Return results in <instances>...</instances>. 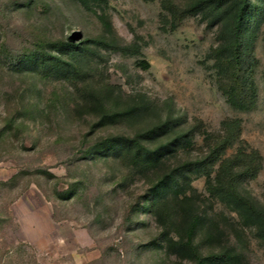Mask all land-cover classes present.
<instances>
[{"label":"rangeland","instance_id":"1","mask_svg":"<svg viewBox=\"0 0 264 264\" xmlns=\"http://www.w3.org/2000/svg\"><path fill=\"white\" fill-rule=\"evenodd\" d=\"M162 14L160 0H107L92 10L76 0H0V264H197L167 249L169 237L185 234L180 203L169 193L157 209L153 189L172 168L201 159L206 168L189 177L205 223L193 235L199 256L232 247L247 264H264L253 230L205 184V171L214 176L224 158L251 152L257 172L239 189L264 204V23L248 40L255 104L238 110L207 56L216 28L189 16L171 30ZM107 88L121 104L144 97L154 112L99 125L91 92ZM168 101L190 143L162 165L142 169L126 153L99 149L152 126ZM229 119L240 121L238 139L211 164L208 144Z\"/></svg>","mask_w":264,"mask_h":264},{"label":"trees","instance_id":"2","mask_svg":"<svg viewBox=\"0 0 264 264\" xmlns=\"http://www.w3.org/2000/svg\"><path fill=\"white\" fill-rule=\"evenodd\" d=\"M76 1L87 10L107 2V0ZM160 6L163 11L162 19L171 30L181 26L189 16H198L206 26L216 28L217 43L210 47L207 56L213 61L217 88L233 108L251 109L255 104L256 91L248 40L264 23V0H193L185 5H179L174 0H160ZM99 18L107 28L108 23L103 15H99ZM99 43L124 53L137 52L133 50L132 45H119L106 40ZM72 45L76 46L74 43ZM141 63L144 68L148 67L146 61ZM70 65L75 68L73 63ZM99 90L91 92L95 106L101 111L97 120L99 125L117 121L131 123L134 120L147 118L154 112L153 104L144 97H132L126 104H121L120 99L114 94V88ZM112 95L114 100L110 104L107 99ZM120 105L122 107H119ZM166 106V112L157 116L152 126L139 130L134 136L112 137L105 140L99 149L105 150L106 153L110 151L117 154L126 153L131 163L142 169L159 167L177 148L190 143V132L184 129L173 112L172 102H166ZM239 127L238 119H229L223 123L222 134L208 144L209 163L212 164L214 157L220 156L228 146L237 141ZM157 142L158 144L155 145L154 143ZM254 162V155L251 152L239 150L221 161L219 171L214 176H211L209 171H205V184L209 195L235 213L238 224L253 230L254 236L264 246V204L254 201L239 189V182L242 179L255 176L257 168ZM204 164V159L183 163L169 170L154 186L153 191L159 198L155 205L157 209L164 207L162 201L169 193L180 203L178 208L183 218L180 220V225L183 226L185 234L177 239L169 237L167 249L179 256L193 257L197 264H247L242 255L232 247L202 257L193 245L196 229L205 223L196 209L195 190L189 183V177L192 174H200V169L206 168ZM214 227L211 222L208 224V229Z\"/></svg>","mask_w":264,"mask_h":264}]
</instances>
